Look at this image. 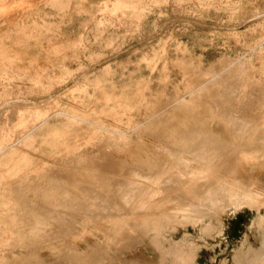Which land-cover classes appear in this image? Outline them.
I'll return each instance as SVG.
<instances>
[{
    "label": "rangeland",
    "instance_id": "rangeland-1",
    "mask_svg": "<svg viewBox=\"0 0 264 264\" xmlns=\"http://www.w3.org/2000/svg\"><path fill=\"white\" fill-rule=\"evenodd\" d=\"M36 4L0 20V264H264V0Z\"/></svg>",
    "mask_w": 264,
    "mask_h": 264
},
{
    "label": "crops",
    "instance_id": "crops-1",
    "mask_svg": "<svg viewBox=\"0 0 264 264\" xmlns=\"http://www.w3.org/2000/svg\"><path fill=\"white\" fill-rule=\"evenodd\" d=\"M36 7V0H0V10L6 12L0 17V20L5 18V21L11 23L19 21L21 18L28 20V16L31 14L32 17L34 16Z\"/></svg>",
    "mask_w": 264,
    "mask_h": 264
},
{
    "label": "bare ground",
    "instance_id": "bare-ground-1",
    "mask_svg": "<svg viewBox=\"0 0 264 264\" xmlns=\"http://www.w3.org/2000/svg\"><path fill=\"white\" fill-rule=\"evenodd\" d=\"M186 162V161H185ZM209 162V161H208ZM207 163V162H206ZM210 164L212 163V162H209ZM208 165V164H207ZM177 166V165H176ZM206 166V165H205ZM179 168H181V167H179ZM184 168V167H183ZM195 172V171H194ZM180 174V173H179ZM181 181V180H180ZM196 183V182H195ZM160 190H161V188H160ZM144 191H146L145 189H144ZM143 191V192H144ZM142 192V193H143ZM159 192V191H158ZM160 193V192H159ZM143 194H146V199H147V197L148 198H151V197H153V196H156V195H158L157 194V192H156V190L155 189H153V188H151V189H148L145 193H143ZM145 197H144V199H145ZM261 198V196H260V194H258V193H249V192H243V193H240V192H235L234 194H233V201L230 203V206H232V205H236V206H244V205H248V206H250V207H256L257 205H258V202H259V199ZM151 200V199H150ZM147 201V200H146ZM161 202V201H160ZM261 205V204H260ZM258 207V206H257ZM179 209V208H178ZM195 209H197V208H195ZM195 209H194V211H195ZM182 210V209H181ZM183 211V210H182ZM185 212H191V209L189 208V209H185L184 210ZM194 211H192V212H194ZM199 211V210H198ZM184 214H186V213H184ZM187 214H189V213H187ZM197 214V213H196ZM163 217V216H162ZM198 221V220H197ZM256 223V222H255ZM262 223H263V218L261 217V218H259L258 220H257V224H258V227H260L261 225H262ZM155 224H157V222L155 223ZM152 229V228H151ZM206 229V228H205ZM207 230V229H206ZM262 260H264V256H261V258H260V256H259V260H258V262H261Z\"/></svg>",
    "mask_w": 264,
    "mask_h": 264
}]
</instances>
